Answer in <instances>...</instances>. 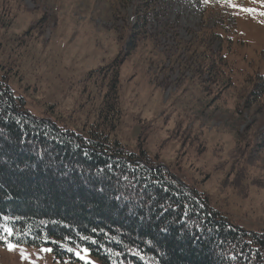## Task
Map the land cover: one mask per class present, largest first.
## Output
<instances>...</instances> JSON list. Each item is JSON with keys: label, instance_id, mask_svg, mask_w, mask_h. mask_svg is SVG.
Returning a JSON list of instances; mask_svg holds the SVG:
<instances>
[{"label": "rangeland", "instance_id": "374dc122", "mask_svg": "<svg viewBox=\"0 0 264 264\" xmlns=\"http://www.w3.org/2000/svg\"><path fill=\"white\" fill-rule=\"evenodd\" d=\"M261 13L264 0H0V55L18 65L9 86L27 111L74 134L96 122L101 76L122 60L114 138L219 215L264 232ZM64 250L0 244V264H101Z\"/></svg>", "mask_w": 264, "mask_h": 264}, {"label": "trees", "instance_id": "16d2710c", "mask_svg": "<svg viewBox=\"0 0 264 264\" xmlns=\"http://www.w3.org/2000/svg\"><path fill=\"white\" fill-rule=\"evenodd\" d=\"M6 57L11 63L0 55V244L51 245L56 258L72 245L101 264H264V232L219 215L145 152L131 153L114 138L122 60L101 76L96 122L74 134L27 111L9 86L18 65Z\"/></svg>", "mask_w": 264, "mask_h": 264}, {"label": "snow or ice", "instance_id": "6c2138e0", "mask_svg": "<svg viewBox=\"0 0 264 264\" xmlns=\"http://www.w3.org/2000/svg\"><path fill=\"white\" fill-rule=\"evenodd\" d=\"M245 11H248V12H251V10L250 9H245ZM261 15H264V13H261ZM7 231V230H6ZM9 235H11V232H9ZM14 245H12V244H8V249L10 250V251H12V250H14ZM41 251H43V252H51L52 250L51 249H49V248H43V249H41ZM68 251H72L71 249H68ZM77 257H79L81 260H84L85 259V256L87 255V252H86V250H83V249H81V250H78L77 252H75L74 253ZM21 258L22 259H24V258H26L25 257V254L23 253V252H21ZM85 264H92V262L90 261V260H85Z\"/></svg>", "mask_w": 264, "mask_h": 264}]
</instances>
